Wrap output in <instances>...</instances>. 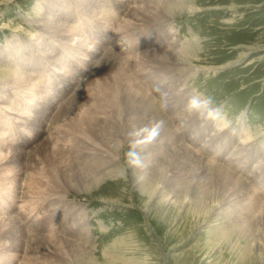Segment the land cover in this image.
<instances>
[{
    "label": "bare ground",
    "instance_id": "obj_1",
    "mask_svg": "<svg viewBox=\"0 0 264 264\" xmlns=\"http://www.w3.org/2000/svg\"><path fill=\"white\" fill-rule=\"evenodd\" d=\"M93 1L36 0L25 14L33 26L49 36L52 44L45 56L36 55L31 44V52L23 56L24 44L15 36L0 44V64L15 65L14 71L4 72L0 67V264H80L84 259L93 260L98 249L96 236L107 224L100 223L97 234L91 231L86 202L98 203L105 211L116 206L136 210L134 206L141 204L143 214L155 205L167 218L174 206L183 208L198 201L199 214L204 216L200 225L207 224L212 232L228 225L253 246L261 244L264 200L254 196L240 177L218 163L204 160L186 141L182 142L175 134L177 127L169 123L147 94L150 85L142 80V72L151 68L178 71L185 83L170 96L163 93L164 79L158 78L162 74L155 75L158 84L153 86L152 94L168 105L170 99V103L180 100L177 96L192 88L188 79L193 80L202 70L221 69L204 64L193 53L201 44L196 31L190 29L180 38L174 37L180 31L174 23L183 15L192 17L201 10L198 0H134L132 5L128 0L117 4V0L116 10L126 14L120 24L126 37L136 36L135 32L147 33L142 28L154 22L161 29L158 43L150 51L144 49L135 56L127 52L129 56L125 57L117 54L120 43L116 52L109 48L104 30L95 31L93 39L76 32L96 24L106 28ZM71 13L76 18L71 19ZM72 20L76 25H70ZM164 24L168 26L164 28ZM152 32L157 36L156 29ZM40 67L45 74H34L33 78L28 74ZM91 69L94 72L88 75ZM132 73L142 81L138 83ZM41 76L49 84L45 89L36 83ZM79 77H84L83 88L71 95L67 88ZM59 96H65L69 103L57 112L54 132L42 138L45 116H54ZM182 97L184 101L188 97L189 103L194 101L193 92ZM202 105H208L204 96L185 112L182 109L186 108L179 110L176 121L186 123ZM9 127L11 132L15 129V134L6 138ZM259 134L263 146L264 136L258 130L245 132L243 137L246 142ZM33 137L36 147L22 149ZM78 158L89 161L80 162ZM120 186L129 193H119ZM45 196L55 198L65 215H75L79 236L68 239L63 235L27 234L26 226L31 223L23 226L21 221L25 217L26 222L30 220L28 214L39 206L38 198ZM21 198L26 199L25 204ZM149 222L153 224V220ZM155 230L160 234L162 227Z\"/></svg>",
    "mask_w": 264,
    "mask_h": 264
},
{
    "label": "rangeland",
    "instance_id": "obj_2",
    "mask_svg": "<svg viewBox=\"0 0 264 264\" xmlns=\"http://www.w3.org/2000/svg\"><path fill=\"white\" fill-rule=\"evenodd\" d=\"M94 1L98 5L101 24L106 28H103L104 26L99 28L100 25L96 24L94 28H81L76 31L77 33L93 39L97 34H94L95 31L104 30L105 41L109 40L107 41L109 48L111 46L116 52L115 48L120 43L121 51L117 54L121 57L129 56L127 52L135 56L146 50L150 51L153 48L151 46L158 43L161 29L157 28L156 22L142 28L148 30L147 33L135 32L136 36L126 37L125 33L120 31V24L126 14L116 10L117 0ZM120 2L121 0H118L117 4ZM128 2L130 5L134 4V0ZM198 2L201 10L193 14L194 17L189 14L193 18L183 15L174 23L175 28L180 30L174 37L180 38L190 29L196 31V35L201 38V44L193 50V53L198 54L204 64L221 69L212 72L202 70L194 75L193 80H187L192 88L181 94L187 97L188 93L193 92L192 103H189L188 97L184 101L179 94L180 96L177 97L181 101L170 103V99L167 105L166 101L161 102L160 97L152 94L153 86L158 84L155 76L157 74H162L158 77L160 80L164 79V95L170 96L178 89H182L185 82L178 71L151 68V71L142 72L144 75L142 80L143 83L150 85L147 94L157 102L160 112L167 117L173 127H177L175 134L181 141H186L195 154L203 157L204 160L218 163L240 177L255 194L254 196L262 201L264 200V145L259 144L260 134L246 142L243 135L245 132L258 130L264 136V0H198ZM35 4L36 0H0V44L15 36L20 44H24L23 56L31 52L30 44L36 48V55L41 56L49 52L52 44L48 39L49 36L42 33L40 28L33 26L29 22V16L25 14L30 12ZM73 17L76 18L75 14L71 13L70 18ZM224 20L227 21L223 22ZM70 25H76L75 21L72 20ZM163 26L166 28L168 25ZM153 29L158 31L157 36L152 32ZM247 62L249 64L246 65ZM14 66L11 63L0 64L1 71H14ZM93 70L91 69L88 75L93 73ZM35 72L32 73L30 70L28 74L32 78L38 73L45 74L41 67ZM132 76L138 83L142 81L138 79L136 73ZM153 76L154 82L151 84ZM44 78L41 76L36 80L41 89H45V85L49 86L44 83ZM83 78L81 80L79 77L78 81H71L72 84L70 82L67 90L72 92L71 95L82 90ZM201 94L206 98L208 105L198 107L196 116L187 119L186 123L179 124L176 118L179 110L186 108L182 109L185 112L190 104L197 103L202 97ZM57 98L60 103L55 105L54 116H45L42 138H47V135L54 132L57 112L62 105L69 103L65 96ZM10 130L9 127L8 131H5L6 138L15 129L12 132ZM210 138L212 141L208 144ZM34 143L33 137L22 149H27L28 145L36 147ZM205 144L207 145L203 146ZM78 161L89 160L78 158ZM118 192L129 193L123 186H120ZM134 195L141 193L135 192ZM38 199L39 206L36 209L32 208L28 214L30 220L26 222L25 217L21 221L23 226L31 223L26 226L28 235H63V238L72 239L81 234L76 225L75 215L72 213L65 215L63 206L58 204L55 198L45 196ZM20 200L23 201L22 198ZM52 201L55 202L49 205ZM43 202L44 206L41 205ZM81 202H84V198ZM86 205L92 219L91 231L94 234L99 233L100 223L107 224V228L96 236L98 249L94 252V255L96 254L94 259L91 261L84 259L80 264H264V233L259 235L261 244L259 242L258 245L253 246L251 241H246L235 234L228 225L223 226L219 232L209 231L207 224L200 225L204 216L199 214L198 201L183 208L174 206L169 210L167 218L161 216V208L155 205H152L151 211L145 214L141 210V204L134 206L136 210L116 206L107 211L95 202H86ZM180 209L182 210L179 215ZM149 219L153 220V224ZM155 227H162L160 234H157ZM12 264H19V261H12Z\"/></svg>",
    "mask_w": 264,
    "mask_h": 264
}]
</instances>
